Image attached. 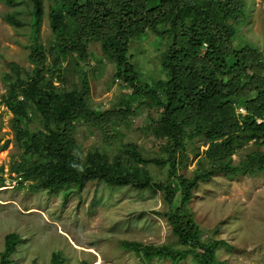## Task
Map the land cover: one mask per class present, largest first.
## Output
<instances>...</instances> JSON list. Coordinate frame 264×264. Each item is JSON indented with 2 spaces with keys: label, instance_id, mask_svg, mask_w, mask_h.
<instances>
[{
  "label": "trees",
  "instance_id": "16d2710c",
  "mask_svg": "<svg viewBox=\"0 0 264 264\" xmlns=\"http://www.w3.org/2000/svg\"><path fill=\"white\" fill-rule=\"evenodd\" d=\"M31 5L28 23L33 29V46L29 59L36 65L26 79L7 75L4 102L13 113L12 128L21 150L10 170L22 180L32 181L29 187L33 191L46 188L56 192L72 185L82 188L90 180L160 190L168 206L164 215L180 243L188 248L124 243L148 259L158 255L178 262L192 254L195 264H224L217 261L216 250L225 241L199 243L195 238L201 229L190 201L200 181L215 174L234 178L264 170V121H257L264 118V59L257 47L238 36L248 19L246 1L50 0V24L58 38L47 51L39 43L44 1L31 0ZM185 16L193 21L186 22ZM5 19L15 26L26 23L14 11L7 12ZM148 31L168 43L161 62L165 77L153 84L142 80L129 55L132 41ZM92 40L101 41L104 54L116 63L115 78L132 89L118 111L90 105L86 78L81 87L70 90H60L54 82L55 78L62 80L55 69L62 70L68 56L88 58ZM48 55L53 58L51 65H47ZM13 66L17 67L16 63ZM148 100L162 109L161 118L149 125L160 142L161 156L147 158L131 142L124 144L123 154L113 157L99 149L84 159L75 153L77 122L98 127L107 135L116 115L124 117L133 103L139 106ZM240 107L248 114L245 120L237 112ZM33 114L42 119V127L34 130L30 128ZM200 140L207 145L203 151L197 144ZM250 142L258 146L250 153L249 162L233 164L232 156ZM192 154L197 166L187 176L181 169ZM149 163L168 166L167 179L156 181ZM21 241L16 232L6 234L0 264H11ZM65 261L61 251L53 252L51 264Z\"/></svg>",
  "mask_w": 264,
  "mask_h": 264
},
{
  "label": "rangeland",
  "instance_id": "374dc122",
  "mask_svg": "<svg viewBox=\"0 0 264 264\" xmlns=\"http://www.w3.org/2000/svg\"><path fill=\"white\" fill-rule=\"evenodd\" d=\"M17 1L20 2L7 4L0 0V162L9 167L7 174L5 170L0 171V177L5 179L0 180V253L6 234L16 232L23 241L12 255L11 264H34L35 261L51 264L55 251H61L65 264H195L192 254L178 262L158 255L148 259L142 251L137 253L124 243L136 241L144 247L188 248L180 243L164 215L168 206L160 190L90 180L82 188L72 185L56 192L46 188L33 191L29 187L32 181L22 180L10 170L21 150L12 128L13 113L4 102L8 93L7 75L26 79L36 65L29 59L33 46V29L28 23L31 0ZM43 1L39 43L47 51L58 35L50 24V0ZM245 1L248 19L239 28L238 36L257 47L264 59V0ZM11 11L26 23L15 26L6 21L5 14ZM185 20L193 21L190 16H185ZM132 42L130 59L142 80L153 84L154 80L165 77L161 70L163 53L168 47L165 39L148 31ZM87 53L86 60L75 59L76 54L68 56L61 64L62 70L55 69L62 77V80L55 78V84L60 90H70L81 87L86 78L90 84V105L118 111L131 87L115 78L116 63L104 54L101 41L92 40ZM46 61L51 65L52 56L48 55ZM130 110L124 117L116 115L107 135L98 127L77 122L73 130L75 153L84 159L89 152L99 149L113 157L123 154L124 144L131 142L147 158L161 156L160 142L150 132L149 125L161 118L162 109L148 100L139 106L133 103ZM245 111H237L241 120L248 116ZM40 127L41 117L33 114L30 128ZM197 144L201 151L207 148L201 140ZM257 146L250 142L238 149L232 156L233 164L249 162L250 153ZM148 166L156 181L167 179L168 166L163 163ZM196 166L197 158L192 154L181 172L190 176ZM190 208L201 229L195 237L199 243L226 242L216 250L218 262L264 264V170L234 178L218 173L200 181Z\"/></svg>",
  "mask_w": 264,
  "mask_h": 264
},
{
  "label": "built area",
  "instance_id": "2783aa9c",
  "mask_svg": "<svg viewBox=\"0 0 264 264\" xmlns=\"http://www.w3.org/2000/svg\"><path fill=\"white\" fill-rule=\"evenodd\" d=\"M239 110H244V108H242V107H240L239 108ZM246 112V111H245ZM258 122H262V121H264V118H258V120H257ZM0 165H2V162H0ZM3 166V165H2ZM5 167V168H4ZM6 171V174L8 173V171H9V167L8 166H3V171ZM21 178V177H20Z\"/></svg>",
  "mask_w": 264,
  "mask_h": 264
},
{
  "label": "bare ground",
  "instance_id": "6f19581e",
  "mask_svg": "<svg viewBox=\"0 0 264 264\" xmlns=\"http://www.w3.org/2000/svg\"><path fill=\"white\" fill-rule=\"evenodd\" d=\"M100 264V263H99Z\"/></svg>",
  "mask_w": 264,
  "mask_h": 264
},
{
  "label": "clouds",
  "instance_id": "9594fccd",
  "mask_svg": "<svg viewBox=\"0 0 264 264\" xmlns=\"http://www.w3.org/2000/svg\"><path fill=\"white\" fill-rule=\"evenodd\" d=\"M239 109V108H238Z\"/></svg>",
  "mask_w": 264,
  "mask_h": 264
}]
</instances>
